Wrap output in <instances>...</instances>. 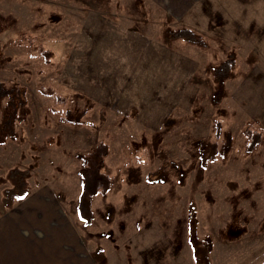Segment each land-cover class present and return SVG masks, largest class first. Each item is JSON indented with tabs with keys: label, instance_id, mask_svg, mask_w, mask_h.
I'll list each match as a JSON object with an SVG mask.
<instances>
[{
	"label": "rangeland",
	"instance_id": "1",
	"mask_svg": "<svg viewBox=\"0 0 264 264\" xmlns=\"http://www.w3.org/2000/svg\"><path fill=\"white\" fill-rule=\"evenodd\" d=\"M110 18L165 46L168 64L150 91L143 79L105 103ZM182 28L196 40L172 36ZM0 82L26 101L0 137V217L47 187L99 264H264V0H0ZM100 141L112 183L86 224L82 158Z\"/></svg>",
	"mask_w": 264,
	"mask_h": 264
},
{
	"label": "crops",
	"instance_id": "2",
	"mask_svg": "<svg viewBox=\"0 0 264 264\" xmlns=\"http://www.w3.org/2000/svg\"><path fill=\"white\" fill-rule=\"evenodd\" d=\"M191 9L187 7L188 12ZM177 10L170 13L187 17ZM106 19L104 26L113 32L99 38L98 47L102 64L115 68L117 77L112 91L116 87L117 93H112L111 82L106 80L103 82L105 94L100 99L105 103L114 98L127 101L143 79L145 90L150 91L152 85L148 87L146 83L153 81L154 68L163 73L168 64L163 57L168 49L151 37L139 34L137 29L124 27L112 18L106 22ZM69 210L68 204L61 202L47 187L34 189L7 208L0 217V264H99Z\"/></svg>",
	"mask_w": 264,
	"mask_h": 264
},
{
	"label": "trees",
	"instance_id": "3",
	"mask_svg": "<svg viewBox=\"0 0 264 264\" xmlns=\"http://www.w3.org/2000/svg\"><path fill=\"white\" fill-rule=\"evenodd\" d=\"M172 36L183 37L190 41L196 40L195 33L188 28L179 29L176 32H173ZM228 70L229 67L225 72L224 70H222L223 72L219 71V76H225ZM24 91V88H21L19 84L14 85L11 88H7L2 82H0V98L7 96L9 100V112L3 121L0 137L10 134L14 130L16 122L22 119V111L26 103L23 97ZM55 99L59 103L64 102V98L60 95H56ZM251 136L253 138L251 142L252 145H249H251L253 148L260 141V134L252 133ZM108 149V144L104 141H100L91 153L83 156L82 158V187L78 198L77 209L80 217L85 221L86 224H88L92 219L93 213L91 209V200L93 197L99 194L105 195L111 187L112 177L102 170V163L105 155L108 152ZM11 175L18 177L21 175V173L18 170H13ZM19 180L21 182L18 184V186L19 189H22V187L25 185V182L22 180V178ZM25 196L26 194H23L20 196V198L22 199Z\"/></svg>",
	"mask_w": 264,
	"mask_h": 264
}]
</instances>
